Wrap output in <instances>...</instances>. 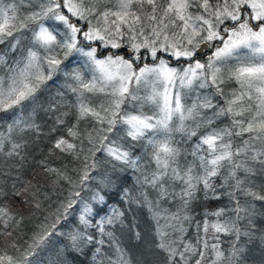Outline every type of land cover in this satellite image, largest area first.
<instances>
[{
    "label": "snow or ice",
    "instance_id": "obj_1",
    "mask_svg": "<svg viewBox=\"0 0 264 264\" xmlns=\"http://www.w3.org/2000/svg\"><path fill=\"white\" fill-rule=\"evenodd\" d=\"M40 111L58 113L48 132ZM0 121L18 161L0 170V264H44L53 237L54 264H148L125 237L153 264H245L264 245V0H0ZM25 211L43 217L26 240Z\"/></svg>",
    "mask_w": 264,
    "mask_h": 264
},
{
    "label": "trees",
    "instance_id": "obj_2",
    "mask_svg": "<svg viewBox=\"0 0 264 264\" xmlns=\"http://www.w3.org/2000/svg\"><path fill=\"white\" fill-rule=\"evenodd\" d=\"M208 51L207 50L204 52V56L199 57L201 59L205 58ZM172 63H174V65H179L181 66V64L183 63V61H181L180 64H178L175 60L172 61ZM64 80L63 77L60 76L56 79H54V81L49 82L48 85V89L42 94V98L45 100L48 99H54L56 98V93L57 91H62L63 89L61 88V86L63 85ZM195 97V93H191L188 97H186V103L187 104H191L192 99ZM102 98V97H101ZM68 99H73V97H71V94H68ZM66 109H62V111H64ZM145 112H151V109L149 106H145L144 109ZM58 113L56 112H52L50 114H45L43 111L38 112L37 114V123L42 125V130L44 132H48L49 131V126L54 122L55 116ZM67 123L68 125H70L73 120L74 117L69 115L68 117H66ZM4 127H6V122L4 121H0V130H3ZM60 132L55 133L54 135H59ZM177 139H179V136H177ZM49 138L41 135L38 138L33 137L29 147L27 149V160L25 162V176L29 177L33 170L37 168L36 165V161H39L41 159H43L48 152V147H49V143H48ZM70 159V158H69ZM14 162H18V161H12V160H8L7 162H5V158L0 157V170L2 171H7L8 170V164H12ZM67 161L65 160H54L52 161L53 165L56 167H62L64 163H66ZM14 171V170H13ZM133 174L131 171H129L128 176L131 177ZM133 181L131 179H128L127 183L124 185L125 187H130L132 185ZM43 191H48L51 192V189L48 187H44L42 188V192ZM118 197L116 196H112L109 199V203H116ZM57 200V196L56 195H52L51 197V201L55 202ZM47 203V202H46ZM227 200H223L220 202H213L212 204L209 205L210 209H214L217 206H222L223 204H226ZM118 206L123 207V204H120ZM167 206V205H164ZM55 208V203H53V210ZM195 208V212L194 215L196 216L197 219H202L203 218V212H204V205L197 203L196 205H194ZM174 210V209H173ZM25 215V226L23 227V233H25V235L23 236V239H28V237L31 235V231L35 228L36 224H38L40 222V220L43 219V217H32L31 219H29V213L27 211L24 212ZM140 216V220L138 221L140 224V231L142 233L145 234V240H151V227H152V222L150 220V218L148 217L147 212H142L138 214ZM129 220H131V214L129 215ZM195 231L194 226L192 228H190L189 230V235H192ZM230 237H224L222 236V240L224 241V243L222 244L223 248H228V241L230 240ZM243 240L246 242L247 238H243ZM21 243H23V241H21ZM63 244V240H58V238L53 237L51 240V246L49 248V250L47 252L44 253L43 256V260H44V264H54V261L56 259V253L57 251L61 248ZM124 244L127 247V249L130 252V256L132 257H136V258H140V259H147L148 264H153V260L154 258L152 256H150L147 252V249L149 247L148 243H142V242H138V241H131L130 243L127 240V237H125L124 240ZM246 248L247 251L245 253L246 255V260H245V264H264V245L261 244V242L259 241V239H255L251 242H246ZM143 254V255H142ZM85 264H88V259L85 258Z\"/></svg>",
    "mask_w": 264,
    "mask_h": 264
},
{
    "label": "rangeland",
    "instance_id": "obj_3",
    "mask_svg": "<svg viewBox=\"0 0 264 264\" xmlns=\"http://www.w3.org/2000/svg\"><path fill=\"white\" fill-rule=\"evenodd\" d=\"M210 51H208L207 55L210 54ZM164 55H165V58L167 59L168 58L167 55L166 54H164ZM172 61H174V60H172ZM148 62L150 63L151 60L149 59ZM171 66H173V67H180L179 65H176V64L174 65V63H172V62H171Z\"/></svg>",
    "mask_w": 264,
    "mask_h": 264
},
{
    "label": "water",
    "instance_id": "obj_4",
    "mask_svg": "<svg viewBox=\"0 0 264 264\" xmlns=\"http://www.w3.org/2000/svg\"><path fill=\"white\" fill-rule=\"evenodd\" d=\"M207 50H208V49H206L205 51H207ZM205 51H204V52H205Z\"/></svg>",
    "mask_w": 264,
    "mask_h": 264
}]
</instances>
